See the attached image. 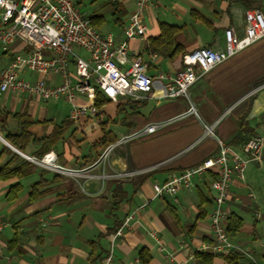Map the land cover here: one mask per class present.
<instances>
[{
  "label": "crops",
  "instance_id": "1",
  "mask_svg": "<svg viewBox=\"0 0 264 264\" xmlns=\"http://www.w3.org/2000/svg\"><path fill=\"white\" fill-rule=\"evenodd\" d=\"M75 1L78 7L85 2ZM119 3L126 10L123 24L115 22L108 3L113 25L105 32L102 28L108 20L106 15L86 11L89 16H103L105 23L95 26L118 41L124 38L123 26L136 10L135 0ZM251 8L264 11V0H254L250 8L237 0H151L144 13L145 36L130 40L129 47L144 59L149 74L175 73L183 67L184 54L204 46H223L227 28L242 35L245 11ZM161 22L181 27L177 40L184 52L174 58L148 49L151 39L161 34ZM76 51L88 57L86 51ZM23 76L31 81L40 77L29 71ZM50 82L59 83L60 76L53 75ZM263 82L264 37L201 76L190 87L189 97L159 99L155 95L162 82L155 79L151 96L109 100L99 107L98 115L73 119L72 105L64 99L42 101L6 93L0 98V135L6 139L7 133L20 131L19 120L13 116L17 112L29 115L33 121L29 130L36 138L49 136L56 125L68 121L62 138L49 152L56 154V162L62 167L81 173L60 172L34 161L33 158L40 159L41 143L31 141L22 151L30 159L0 138V154L4 146L12 150L0 157V167L14 153L19 157L11 167L25 160L35 166L27 175L0 180V217L4 220L0 264H101L111 250L115 227L138 207L130 227L113 246L112 264H141L139 253L143 248L152 255L149 264H200L196 252L209 251L205 247L212 244L209 213L214 206L210 187L214 174L195 177L191 189H181L176 200L170 195L157 197L154 184L217 153V138L206 134V125L218 121L216 135L230 144L242 121L254 135H263L264 87L253 92ZM78 102L90 101L80 98ZM39 104L44 110L53 107V111L36 119L34 112ZM150 123L161 126L153 133H138ZM105 132H111L116 139L102 149L99 144ZM233 145L241 148L243 144ZM262 151L263 160L250 162L243 179L234 177L226 202V209L244 221L240 231L230 237L237 247L253 256L256 264H264V146ZM130 170L139 173L124 175ZM40 180L44 192L31 200L32 185ZM15 183L21 184V190L15 200L8 201L6 195ZM117 188L125 197L113 214ZM200 194L204 195L203 208L207 211L204 217L200 216ZM15 235L23 251L9 248ZM253 260L246 256L243 264H254ZM213 264L226 262L216 257Z\"/></svg>",
  "mask_w": 264,
  "mask_h": 264
},
{
  "label": "built area",
  "instance_id": "2",
  "mask_svg": "<svg viewBox=\"0 0 264 264\" xmlns=\"http://www.w3.org/2000/svg\"><path fill=\"white\" fill-rule=\"evenodd\" d=\"M135 1L136 10L123 26L124 38L118 41L112 34L101 32L75 0H0V98L13 92L33 100L64 99L72 105L70 116L78 119L99 114L95 103L97 91L112 101L122 97L143 99L154 93L155 79L162 82L155 95L159 99L189 97L190 87L201 76L264 37V11L247 9L242 35L229 27L224 31L223 46L215 44L188 52L183 55L180 70L169 74L159 72L153 76L148 73L144 59L129 47L130 40L145 36L144 13L151 5V0ZM77 48L86 51L88 57L78 54ZM27 71L38 73L40 77L35 81L26 79L23 73ZM53 75L60 76L59 83L50 82ZM262 87L264 82L253 92ZM80 98H87L90 102L79 103ZM217 123L205 126L206 134L217 138V153L196 166L170 173L162 183H155V195H170L176 200L181 189H191L195 177L211 172L214 174L210 182L214 206L209 213L212 244L205 250L215 254L236 250L253 260V256L237 247L230 237L231 213L226 209V202L234 177L243 179L250 162L263 160L264 134L253 135L238 148L216 135ZM159 126L161 123H150L138 133H153ZM33 160L60 172L81 173V170L59 165L54 152ZM137 173L139 171L130 170L124 175ZM139 208L133 210L113 232L111 250L101 264H112L113 246L130 227ZM3 226L4 220L0 217V230ZM253 262L256 264L255 260Z\"/></svg>",
  "mask_w": 264,
  "mask_h": 264
},
{
  "label": "trees",
  "instance_id": "3",
  "mask_svg": "<svg viewBox=\"0 0 264 264\" xmlns=\"http://www.w3.org/2000/svg\"><path fill=\"white\" fill-rule=\"evenodd\" d=\"M237 1L242 2L249 8L254 5V0H237ZM108 3L112 8L113 11L112 16L114 17L115 22L122 25L123 24L122 18L126 14L125 8L122 6L121 3L113 0H108ZM90 18L93 24L97 26H102L106 21L103 16H97L95 14H91ZM160 27H161V34L151 39L148 49L151 50V52H161L165 54L166 57L169 58H174L180 53H183L184 47L177 40V34L180 31L181 27L167 22H161ZM108 101H109L108 98H106L100 91H97L95 103L98 107H102ZM13 116L19 120L20 131L16 133L13 132L7 133L5 136L6 139L21 151H25L31 141L41 143L42 146L38 154L40 158H42L45 155V153L53 149L55 144L62 138L64 132L66 131L69 125L68 121H64L61 125H56L54 127V130L49 136L36 138L33 137L32 132L29 130V127L33 121L31 120L28 114H26L25 112L23 113L17 112L14 113ZM253 133L254 132L252 128L246 122L242 121L240 122L238 133L236 134L232 143L245 144L254 135ZM115 139L116 138L111 135V132H105L103 138L100 141L99 146L102 149H106L110 144L115 142ZM4 152H12V150L9 147L4 146L3 152L0 154V157H2ZM18 157L19 154L14 153L12 157L7 161V163H5L3 166L0 167V180L12 178L15 176L22 177L34 171L35 169L34 164L27 160L23 161L17 166L11 167L12 163L16 159H18ZM42 183L43 181L40 180L32 185V190L29 197L31 200L37 199L40 195L43 194L44 190L41 189ZM20 190H21L20 183L13 184L6 195L7 200L8 201L15 200ZM120 192H121L120 188H117L115 190L113 214L116 212V209L118 208L120 202L125 197V194H123V192L122 193ZM200 196L202 197L201 198L202 209L200 212V216L204 217L207 213L206 209L203 208L204 195L200 194ZM118 225L115 227L116 229ZM243 225H244V221L239 216H237L236 214H231L229 218L228 232L230 233L231 236H235L243 227ZM8 245L9 248L12 250L16 247L18 248V250L23 251L19 247L17 235H15L13 239L9 241ZM196 256L199 259L200 264H213L214 259L216 257L223 259L226 262V264H243V260H245L246 258L245 254L236 250H232L231 252L220 253V254H215L213 252L202 250V251H197ZM139 259L141 264H149L152 259V255L150 254V251L147 248H143L139 253Z\"/></svg>",
  "mask_w": 264,
  "mask_h": 264
},
{
  "label": "rangeland",
  "instance_id": "4",
  "mask_svg": "<svg viewBox=\"0 0 264 264\" xmlns=\"http://www.w3.org/2000/svg\"><path fill=\"white\" fill-rule=\"evenodd\" d=\"M79 7L82 9V11H91V12H102L106 17L108 18L107 23L103 26L102 31H109L112 29V23L109 21L111 19L110 15V7L106 0H85V2L82 4L80 3ZM95 9V10H94ZM93 10V11H92ZM109 21V22H108ZM53 107L49 108L48 110H44L42 104H39V108L36 109L34 112V117L36 119H40L42 117H45L49 115L53 109ZM222 120V119H221ZM103 159H105L103 157Z\"/></svg>",
  "mask_w": 264,
  "mask_h": 264
},
{
  "label": "water",
  "instance_id": "5",
  "mask_svg": "<svg viewBox=\"0 0 264 264\" xmlns=\"http://www.w3.org/2000/svg\"><path fill=\"white\" fill-rule=\"evenodd\" d=\"M0 138L3 140V142L9 146L10 148H12L13 150H15L16 152L25 155L22 151H20L18 148H16L14 145H12L9 141H7L2 135H0ZM27 156V155H25ZM28 158H30L29 156H27ZM32 159V158H30ZM34 159V158H33Z\"/></svg>",
  "mask_w": 264,
  "mask_h": 264
}]
</instances>
